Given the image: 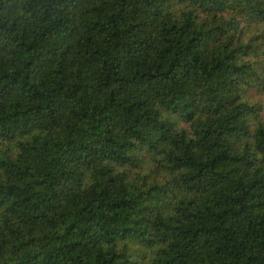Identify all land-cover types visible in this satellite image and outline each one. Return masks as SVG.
Masks as SVG:
<instances>
[{
  "label": "trees",
  "instance_id": "trees-1",
  "mask_svg": "<svg viewBox=\"0 0 264 264\" xmlns=\"http://www.w3.org/2000/svg\"><path fill=\"white\" fill-rule=\"evenodd\" d=\"M0 264H264V0H0Z\"/></svg>",
  "mask_w": 264,
  "mask_h": 264
}]
</instances>
